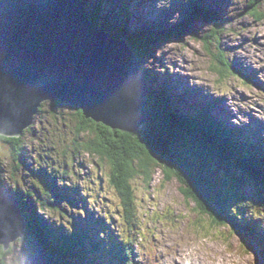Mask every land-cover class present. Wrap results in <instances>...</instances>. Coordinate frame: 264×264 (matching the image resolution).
Here are the masks:
<instances>
[{
	"label": "rangeland",
	"instance_id": "374dc122",
	"mask_svg": "<svg viewBox=\"0 0 264 264\" xmlns=\"http://www.w3.org/2000/svg\"><path fill=\"white\" fill-rule=\"evenodd\" d=\"M131 1L132 3L130 0L129 2L127 0H85L86 8L89 10V13L86 11L85 14L96 26L121 41L124 40L127 47L133 51L137 62L148 75L144 76L148 81L146 84L148 102L149 97L154 98L161 116H165L168 122L173 124L171 125L173 129L169 130V136L176 140L175 136L180 134V124L185 129L188 127L196 131L197 134L202 133L206 140H210L209 126L203 127L200 121L197 123V129L194 125L195 121L192 126L189 125L188 122L192 120L187 117V114H191L188 109V104L191 102L195 110L193 115L195 113L196 117L200 115V119L206 120H209L211 116L212 122L220 126L224 135L238 132L242 127L247 126L244 128L246 134L251 135V141L264 142V19L261 16V13L264 14V0H202L199 3L197 0ZM203 3L209 15H205L201 8L196 7V4L204 6ZM116 5L123 8L124 12L119 11L121 9L116 10ZM249 6L258 11L255 17L252 10H248ZM184 15L187 17L185 18ZM146 17L149 19L146 20ZM213 19L221 23L224 29L219 32L218 37L206 39L205 37L212 31L207 21ZM161 20L169 27L177 24L176 28L171 27L170 30L176 29L179 32L175 31L173 35L169 29L165 32L164 28L158 29L157 26L155 29H148L147 22ZM139 25H143L147 30L141 31ZM186 25H189V30L185 33L184 30L188 29ZM156 32L165 33L156 36L154 35ZM175 33L182 35L179 40L174 37ZM194 34L198 38L193 37ZM204 41L208 44H204ZM140 45L145 46L144 52H141ZM218 50H222L223 56L228 60L227 64L230 65L227 68L228 74H224L223 81L214 74L215 65L211 62V52L215 53ZM239 72L241 74L236 75ZM173 82L181 83L176 91L173 89ZM195 86L200 88L208 104H213L210 100L219 99L216 105L210 107V114H208V105L203 107L204 111H200L202 109L200 102L193 100V94L190 92ZM257 95H259L258 98ZM160 101H172L174 108L180 110L178 117L175 113L171 114L167 106ZM54 103L56 102L45 101L42 107H38L41 113L37 111L32 125L21 135L5 136L12 137L13 142L0 141V204L5 202L6 195L17 199L19 203L15 204L19 207L25 223L24 229L26 228L23 229L24 234L21 230L11 234L13 228L8 227L12 222L7 223L8 227L0 223V238L5 243L0 242V245H5L2 253H5L6 264H23L33 260V257L35 258L33 264H40L39 254L36 258L37 250H34L37 247H41L51 264L52 248L55 250L58 247L57 243L65 240H75L79 244V249L83 251L82 255L86 258L82 260L77 256L73 257L76 262L80 259L79 264H104L102 260H106L107 264H115V262L107 261L114 258L116 263L124 264L127 257L121 254L125 255L131 249L137 250L141 257L137 260L139 261L137 264H148L149 261H153L155 254L153 250H158L157 247L153 250L149 248L146 253H143L138 247H128L126 241L135 235L133 229L140 231L139 227L143 225L145 233L140 231L137 234L144 236V242H149L153 236L152 224L161 229L160 226L167 223L168 225H165L166 227L161 231L163 242L160 244L162 252L159 255L172 258L171 264H176L179 258H182L181 264H195L196 256H199V264H201L205 259L201 248H207L211 253L213 249L218 253L223 252L220 260L224 262L227 261L228 254L239 264L245 262V264H259V258L263 262L264 257L258 254L257 243L252 240L248 242L246 237L241 240L239 237L241 232L232 219L231 222L222 224V228H216L211 223V215L207 214L206 218L198 216L199 213L193 206L191 209L184 203L183 192H181L183 187L176 179L164 180L165 173L159 167L153 168L154 174L150 183L141 176L130 182L133 193L129 208L124 203L120 189L115 183L112 169L103 164L97 155L83 152L79 150L80 146L75 145L79 113L74 111L73 106L68 102L58 101L56 105ZM83 116L86 120L103 125L84 114ZM150 122L151 117L148 113V119L143 128ZM208 124L210 125L209 122ZM213 130L216 131L217 128ZM94 132L92 130L91 133L95 135ZM93 135H90V138ZM0 136L4 135L0 134ZM213 136L215 137L214 134ZM219 138L224 139L223 136ZM80 139L85 140L83 134L80 135ZM17 140L19 145H16ZM183 141L186 143L187 139ZM229 147L234 152L240 145ZM217 149L215 147V150ZM250 150L248 149L249 152ZM188 152L195 155L199 164L197 160L195 162L199 167L201 166L204 173H212V169L210 171L207 167L208 164L222 175L224 182H229L224 176V167L220 168L221 164L214 160L218 154L221 156L220 153H215L216 155L212 158L195 147ZM256 166L260 167L259 163ZM239 170L241 169L235 168L232 173L236 174ZM229 175L234 177L230 172ZM243 187H248L245 182ZM256 191L260 192L258 188ZM242 195L246 196L245 193ZM248 195L250 196L251 193L247 194L246 199ZM37 201L39 205L36 204ZM40 201L46 205H42ZM47 201L50 202L51 207L47 205ZM34 204L37 207L35 209ZM245 204L246 202H243L242 207H245ZM253 210L261 209L253 208ZM33 211L40 219L37 221V234L30 237L27 231L28 221L25 217L27 216L28 219ZM225 214L228 215L226 212ZM228 223H233V227L227 226ZM177 226H181L182 230ZM5 230L8 231L5 232ZM252 230L247 231V234L252 235L255 232ZM177 231H180L179 248L171 247L173 250H162L168 247L167 242L177 235ZM16 234L20 235L14 238ZM121 235H126L122 238V242ZM256 235L259 239L258 243L264 244V231ZM42 239L45 241L44 245L40 243ZM87 248L92 250L91 256L86 254ZM94 248L98 251L95 252ZM254 248L256 255L251 253L255 251ZM113 252L120 255L115 256ZM204 254L209 256L207 253ZM241 255L247 260L240 259ZM158 257L155 255V260ZM64 259L71 260L66 256ZM206 259L209 260V257ZM45 262L43 261L44 264ZM212 263L213 261L209 262V264ZM164 264L170 263L164 260Z\"/></svg>",
	"mask_w": 264,
	"mask_h": 264
},
{
	"label": "water",
	"instance_id": "95a60500",
	"mask_svg": "<svg viewBox=\"0 0 264 264\" xmlns=\"http://www.w3.org/2000/svg\"><path fill=\"white\" fill-rule=\"evenodd\" d=\"M132 52L89 20L81 0H0V134L21 135L45 101L68 102L97 123L139 132L148 94ZM5 197L0 223L11 221V234L22 233L18 202Z\"/></svg>",
	"mask_w": 264,
	"mask_h": 264
},
{
	"label": "trees",
	"instance_id": "16d2710c",
	"mask_svg": "<svg viewBox=\"0 0 264 264\" xmlns=\"http://www.w3.org/2000/svg\"><path fill=\"white\" fill-rule=\"evenodd\" d=\"M199 1L202 0H197L198 3ZM197 4L196 7L198 9L201 8L205 15H209V13L206 12L207 10L204 8L205 3H203L204 6L202 7L201 5L198 6ZM248 10H252V14L254 17L256 16V13H258V11H256V9H253L252 6H249ZM184 16L185 18L187 17L186 15ZM212 16L215 17L214 14H212ZM261 16H263L264 19V14L261 13ZM207 23L211 26L212 31L207 37H205L206 39H214L218 37L219 32L223 31L224 29L222 24L218 23L216 19L209 20L207 21ZM187 28L188 29H185L184 32H188L187 30H189V25L187 26ZM175 31L179 30L173 29L172 34H174ZM194 35L193 37L198 38L196 35ZM180 36L182 35H176L175 33L174 37L179 40ZM204 44H208V42L204 41ZM140 50L144 52L145 46L140 45ZM211 55V62L213 63V65H215L214 74L223 81L225 79L224 74H228L227 68H229L230 66L229 64H227L228 60L223 56L224 54L222 50H218L215 53L211 52ZM239 74H241V72L237 73L236 75L239 76ZM149 98L150 101L146 105V109H148V113L151 117V122L149 123V125H146L144 128H142L139 132L136 133H127L122 130L111 129L101 124H95L91 120H86L80 109H75L74 107H72L74 111L79 113V116L77 114L79 126L77 129L78 132H76L78 136L76 138L77 141L75 145L80 146L79 150L83 152H86L90 155H97L101 159V162H103V164L108 165L109 168L112 169L115 183L120 189L121 195L124 199V203H126V205L130 208L131 197L133 193V189L131 187L130 182L133 181L136 177L141 176L143 177V179L146 180L147 183H150L154 174L153 168L155 167L157 169L159 167L165 173H163L165 178L164 180L172 181L176 179L178 184L183 187V190L181 189V192H183L182 196L184 198V203L186 204V206L191 209L193 206L195 210L199 213L198 216L200 217L206 218L207 214L211 215V223L216 228H222V224L226 223L227 221L229 222V220L227 219V215L225 214V212L228 213L227 206L230 207V213L233 215L234 218H240L241 220H243L241 221V223H243V228L247 225L245 217L248 216V214H254L253 208H260L261 210L258 212V215L263 216L264 206L261 202L264 199V195L257 194L255 184H253V180H261L262 184L264 185V146L262 144H259V147L263 151V154H260L257 149H255V152L253 154L249 152L248 149H250L249 147L252 145H246V148L236 147L240 148V152L234 154V152L229 146H235L237 144V142L239 141L237 137H240V133L230 132V134L224 135L221 128H219L220 126L212 122V120L210 119L211 116L209 117V120L202 118L200 119V115L198 117H196L197 114L195 113L193 115L192 111L195 112V110L193 109H189V111L191 112L190 115L187 114V117L189 119H193L191 121L192 123H188L190 125H193V121H195L194 125L196 129L198 126L197 123L199 121L200 123L202 122L201 124L203 127L206 125L207 127L209 126L208 132L209 134H211V136L207 137L209 139H212L214 143L210 140H206L202 136V133L197 134L196 131L194 132L188 127H186L185 129L183 125L180 126L179 121L178 124L180 134H177L175 136V140L169 136V130L173 129L171 127V125L173 124L171 122H168L165 116H161L160 112L156 108L157 105L155 104L154 98ZM160 102L163 103L164 106H167V110L170 111L171 114L175 113V116L178 117L177 114L180 110H176L174 108L172 101ZM57 103L58 101L54 104L56 105ZM207 105L209 106L208 114H210L211 106L210 104ZM200 111H204V109ZM206 121H208L210 125ZM214 125L217 127H215ZM213 128H217V130L214 131ZM92 130L95 131V135L91 133ZM239 131H244V128L240 129ZM81 134L84 135L85 140L80 139ZM213 134L216 138L213 136ZM90 135H93V137L90 138ZM220 136H223L224 139L219 138ZM185 138L187 139L186 143L183 141ZM0 141L13 142V138L0 136ZM218 141H220L221 143H219ZM16 142V145H19V140H17ZM192 145H194L195 149L198 148L199 151L208 154L212 158L214 155H216V151L219 150L218 153H220L221 156L218 154V157L214 160L218 161V164H221L219 165L220 168L224 167V170H222L225 173V178L228 179L229 182H224L222 175L218 174L216 170L209 167L208 164L207 167L210 168V171L212 169V173H204L200 168L201 166L199 167V165H197V163L199 164V161L197 160L195 155H192L191 152H188L194 150V147ZM223 146H226V152L222 148ZM215 147H218V149L215 150ZM230 153L234 155V158H236L235 156L237 155L239 156V158L245 160V162L239 161L240 164H237L232 160L233 156H231ZM256 158H258V163L260 167L256 166V164H258L254 161ZM195 160H197V163L195 162ZM234 165L239 167H236ZM235 168H239L241 170H239V172H237L236 174L232 173L233 169ZM229 172L230 174L234 175V177L229 175ZM233 179L237 180L234 181ZM243 182H245L248 187H243ZM243 193H245L246 196L248 193H251V195H248V199H246V196L244 197L242 195ZM40 202L42 205L45 204L42 201ZM243 202H246L245 207H242ZM36 204L39 205L38 201L36 202ZM47 205L51 207L50 202L48 203V201ZM33 206L34 209L37 208L35 207V204ZM27 213L30 212L27 211ZM37 216L38 215L36 213L34 214L33 211L31 216H29L27 219V231L29 235L32 234V236L30 237H34V235L37 234L36 226L38 224L37 221L40 219L37 218ZM228 216L230 217V215ZM211 223L210 225H212ZM232 225V223L227 224V226ZM238 229L240 232H242V229H240L239 227ZM34 230L36 233L34 232ZM247 237L248 242H250V237L248 235ZM44 239L40 241L42 245L45 244ZM57 246L58 247L55 250L52 248L51 264H79L80 259H77L76 262V260H74L73 258L75 256H77V258H81L82 260L85 259V257L82 255L83 251L79 249V244L76 241H61L57 243ZM4 249L5 247L0 245V264H6L5 253H2ZM118 249L120 250V248ZM117 254L120 255L119 253ZM126 254L127 253H125V255ZM64 256L70 257L71 260L64 259ZM107 261L110 263H114V261L112 262V259ZM124 264L127 263L125 262ZM148 264L154 263L153 261H149Z\"/></svg>",
	"mask_w": 264,
	"mask_h": 264
},
{
	"label": "bare ground",
	"instance_id": "6f19581e",
	"mask_svg": "<svg viewBox=\"0 0 264 264\" xmlns=\"http://www.w3.org/2000/svg\"><path fill=\"white\" fill-rule=\"evenodd\" d=\"M128 2H129V0H127ZM81 3H82V8H83V10H84V12L86 13V11L89 13V10H87V8H86V4H85V0H81ZM112 3V2H111ZM130 3H132V1L130 0ZM206 7V6H205ZM208 8H209V6H207ZM115 9L116 10H118V9H121V10H119V11H122V12H124L123 11V8H119L117 5L115 6ZM132 12H134L135 10H131ZM147 13V12H146ZM151 13V12H150ZM148 15V14H147ZM146 15V16H147ZM151 15V14H150ZM88 18H89V16L88 15H86ZM145 17V16H144ZM146 20L147 19H149L148 17H146L145 18ZM90 20V19H89ZM93 23V22H92ZM94 24V23H93ZM147 24H148V29H150V30H152V28L153 29H155L156 28V26L158 27V29L159 28H161L162 27V29L164 28V30H165V32H167L168 31V29L170 30V28L171 27H175L176 28V25H172V26H170L169 27V25L168 24H165V23H163L162 22V20L161 21H159V22H157V21H153V22H147ZM187 26V25H186ZM139 28L141 29V31L143 30H147V28L146 27H144L143 25H139ZM181 28V27H180ZM179 28V29H180ZM129 30H130V28H128ZM172 30L173 29H171L170 31L172 32ZM176 30V29H175ZM182 30V29H181ZM165 32H163V33H165ZM179 32V31H178ZM181 32V31H180ZM163 33H159V32H156V34H154V35H156V36H161ZM173 33V32H172ZM176 33H177V31H176ZM186 33V32H185ZM174 35V34H173ZM127 40H130L129 38H127ZM123 42H125L124 40H122ZM139 51V50H138ZM135 52V51H134ZM141 52H142V50H141ZM144 54V53H143ZM139 64V63H138ZM141 67V66H140ZM142 69H143V67H142ZM143 71V74H144V76H148V75H146L145 74V70L143 69L142 70ZM149 75H151L150 73H149ZM146 77H144V79H145ZM174 78H176V76H174ZM147 80H145V83L147 84ZM174 84H173V86H174V90L176 91L177 89H178V85H179V83L180 82H173ZM181 84V83H180ZM147 86V85H146ZM189 87H190V85H189ZM190 93H192L193 94V100H197V101H199L200 102V104H201V108L202 109H204L203 107L205 106V105H207L208 104V101L206 100V97L204 96V94L202 93V92H200V88L199 87H197V86H195V87H193L192 89H191V92ZM175 96V95H174ZM176 101V100H175ZM210 102H213V104L212 105H210V106H214V105H216L217 104V102H219V99H213V100H210ZM220 102H221V100H220ZM183 105V104H182ZM189 106H188V109H193L192 107H193V105L191 104V102H190V104H188ZM201 109V110H202ZM38 110V109H37ZM39 113H41L40 111H38ZM43 112V111H42ZM192 113H193V111H192ZM35 118V114L33 115V117H32V123H33V121L35 120L34 119ZM191 120H193V119H191ZM196 121H198V120H196ZM32 123H31V125H32ZM192 123V122H191ZM199 123V122H198ZM190 125V124H189ZM30 126V125H29ZM28 126V127H29ZM192 126V125H191ZM28 127H26L25 128V130L28 128ZM205 128H207V125L206 126H204ZM244 127H247V126H244ZM244 127H242V128H244ZM241 128V129H242ZM114 129V128H113ZM233 129V128H232ZM209 131V130H208ZM201 132V131H200ZM239 133H240V137H239V141L237 142V144H239L240 145V147L241 148H246V145H252V146H250L249 148L251 149L250 150V152L253 154L254 152H255V149H257V151L260 153V154H263V151L260 149V147H259V144H262L263 146H264V142H261V141H251V135L250 134H246V131H245V128H244V131H238ZM204 134H206V133H204ZM221 134H222V132H221ZM212 138V137H211ZM218 140V139H217ZM210 141L211 142H213L214 143V141L212 140V139H210ZM219 143H221L220 141H218ZM210 143V142H209ZM212 143V144H213ZM248 143V144H247ZM217 144V143H216ZM211 145V144H210ZM219 146V145H218ZM220 147V146H219ZM217 149V148H216ZM236 151V152H235ZM235 153H239L240 152V148H235ZM218 152V151H217ZM231 154V153H230ZM228 155V154H227ZM227 155H226V159H227ZM232 155V154H231ZM246 155V154H245ZM233 156V158H234V155H232ZM248 156V155H247ZM236 158H232V160L234 161V162H236L237 164H240V162H237V161H243V162H245V160H243L242 158H239V156H235ZM264 163V162H263ZM235 164V163H234ZM234 166H236V165H234ZM236 167H239V166H236ZM245 167V166H244ZM250 167V166H249ZM240 168H241V166H240ZM248 168V167H247ZM246 170V169H245ZM250 170V169H249ZM2 187H4V186H2ZM5 189V188H4ZM10 190V189H9ZM12 193V192H11ZM3 194H5V191H3ZM9 196V195H8ZM11 197V196H10ZM15 199V198H14ZM17 200V199H16ZM17 202H18V200H17ZM227 209H228V215H230V217L228 216V220L231 222V219L233 220L232 222H234L235 223V225L237 224L238 225V227L240 228V229H242V231H244V233H246L247 234V231L248 232H250L249 230H252L253 229V226H252V224H254V223H257L256 224V226L254 227L255 228V232L252 234V235H249V233L247 234V235H249L250 236V239L253 241V242H256L257 243V247H259L258 248V250H259V252H258V254H262V256L264 257V244H262V243H258V241H259V239H258V236L256 235L257 233H261L262 231H264V214H263V216H259L258 215V212L260 211V210H258L257 211V216L255 217V216H253V214H248V216H246L245 217V219H246V226H244V228L242 227V224L243 223H241V221H243V220H241L240 218H238V220L236 219V218H234L233 217V215L230 213V207H228L227 206ZM254 211V214H255V210H253ZM26 218V221H27V216L25 217ZM27 223V222H26ZM233 224V223H232ZM229 225H231V224H229ZM235 228V227H234ZM26 229V228H25ZM24 229V230H25ZM23 230V229H22ZM23 230V231H24ZM236 230V229H235ZM20 232V231H19ZM237 232H239V231H237ZM139 233V232H138ZM23 234H24V232H23ZM31 236V235H30ZM69 239V238H68ZM75 241V240H74ZM8 242V241H7ZM10 244V243H9ZM12 244V243H11ZM5 246V245H4ZM133 246H134V243H133ZM45 247V246H44ZM155 247H157V249L158 250H153ZM149 248L150 249H152L154 252H158V251H160V244H155V245H150L149 246ZM165 250H173V248H171V247H167V248H164ZM34 250L38 253V252H43L42 250H41V247H37V249H35L34 248ZM114 251V250H113ZM117 251V250H116ZM166 252V251H165ZM115 253V256L116 255H118L117 254V252H113V254ZM160 253V252H159ZM158 253V254H159ZM50 254V253H49ZM48 254V255H49ZM112 254V253H111ZM218 254V255H217ZM222 254H224L223 252H216V257L214 258V257H212V260H208V259H204V261H202V263L201 264H209V262L210 261H213V263L212 264H217V263H222V264H226V262H231L232 264H239V262L237 263L235 260H233L230 256H229V254L227 255L228 256V259H227V261H222V260H220V257L222 256ZM46 255V254H45ZM51 256V255H50ZM113 256V255H112ZM167 258V257H166ZM189 260L191 259L190 257H187ZM116 258H114V260L112 259V261H114L115 263H116V260H115ZM172 259V258H171ZM171 259L170 258H168V261H170L169 263L171 264ZM177 259V258H176ZM180 259H182V258H179V259H177L178 260V264H181V262H180ZM51 260V259H50ZM23 262V261H22ZM127 263H128V261H126ZM194 262H195V264H199V256H196V257H194ZM176 263V264H177ZM246 263V262H245ZM245 263H242V264H245ZM228 264V263H227ZM259 264H264V260H263V262L260 260V258H259Z\"/></svg>",
	"mask_w": 264,
	"mask_h": 264
}]
</instances>
